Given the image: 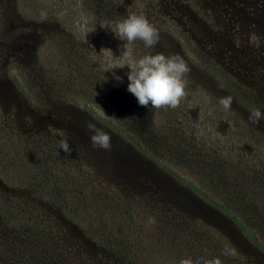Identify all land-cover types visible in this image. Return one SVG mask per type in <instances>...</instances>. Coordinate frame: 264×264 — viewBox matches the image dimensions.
<instances>
[{
    "label": "rangeland",
    "instance_id": "rangeland-1",
    "mask_svg": "<svg viewBox=\"0 0 264 264\" xmlns=\"http://www.w3.org/2000/svg\"><path fill=\"white\" fill-rule=\"evenodd\" d=\"M111 6L121 12L114 13ZM200 9V15L210 14L207 3H200ZM130 13L143 14L158 29L154 47L145 48L140 40L124 45L110 30ZM180 15L163 0H114L102 10L83 0H0V180L14 188L17 144L47 147V155L51 152L55 158L49 172L59 180L63 207L74 211L67 214L75 224H97L114 239L129 238L143 248L142 253L147 249L157 264H179L189 257L194 264L213 258L220 264H264V253L239 232L232 218L225 219L226 212L246 217L250 234L262 222L258 212L264 210V59L225 66L234 70L233 80L244 85L241 96L248 94L255 109L262 111L253 123L252 110H242L244 103L235 98L237 108L232 97L231 109L224 110L218 103L222 96L213 95L208 80L194 75L190 54L195 47L187 39L189 24ZM186 19H193L191 10ZM243 29L264 38V25L257 19H245ZM20 31L18 41L8 44L9 37ZM34 42L36 50L31 48ZM123 45L136 57L159 52L185 60L187 95L177 107L138 105L126 91L128 67L106 66L111 53L119 64ZM23 52L34 73L50 84L49 94L60 100L48 106L52 117L34 121L32 127L23 115L14 118L20 106L19 87L32 84L19 69L24 64L17 59ZM13 75L18 84L10 81ZM88 115L109 133V149L92 146ZM56 130L65 134L70 152L59 149ZM176 184L187 188V196L178 195ZM36 206L18 204L11 194L0 193V209H7L0 210V264H43L37 258L51 250L50 230L61 237L58 245L77 238L67 234L66 220L35 212ZM20 208H27L23 213L28 220L19 226L7 217L17 219ZM243 209L250 213L243 215Z\"/></svg>",
    "mask_w": 264,
    "mask_h": 264
},
{
    "label": "trees",
    "instance_id": "trees-1",
    "mask_svg": "<svg viewBox=\"0 0 264 264\" xmlns=\"http://www.w3.org/2000/svg\"><path fill=\"white\" fill-rule=\"evenodd\" d=\"M83 1H87L88 4H92L93 2L98 7V10H102L111 5L114 0ZM163 1L170 9L180 11V16L185 18L189 24V27L187 24L185 25L187 28V39L195 47L194 51L197 55H195L196 57L193 55L194 51L190 54V62L193 64L190 65L196 72L194 75L198 79H202L203 82L208 80L209 83L206 82L208 84L206 86L210 88L213 95V92H216L220 96L230 95L235 100L233 106L240 108L235 99L237 98L241 104L244 103L242 110L255 109L257 106L255 100L247 98L248 94L241 96V92H243L241 88L244 85L240 83L239 79L233 80L235 76L234 70L232 71L227 68L230 66L229 64H234L237 61L244 62L254 57H256L255 60L264 59V38L257 35V33H249L243 29V21L245 19H257L264 25V0H194L193 6L195 12L192 10L190 0ZM200 3H207L209 5V15L199 14L198 11L201 10ZM112 10L114 13L121 12V9L115 6ZM190 10L192 11L193 19L188 20L186 19L187 11ZM131 12L134 11L131 10ZM27 32V34L30 33V31ZM22 33L21 31L19 34L13 33L7 41L8 44L16 43L18 41L16 39ZM36 47L37 43L34 42L31 48L32 50H36ZM12 52H15V50L13 49ZM22 55L23 57L20 56L17 60L20 59L19 62L24 65L18 68L25 71V75L28 77L27 81L32 82V84L29 87L26 83L27 89L19 87V95L21 96L20 106L16 109L14 118H19L23 115L27 123L32 127L35 124L34 121H44L48 119L47 117H52L53 113L48 110V106L52 107L53 105H57L60 100L56 99L57 97L53 98V93L49 94L47 86L51 88L50 84L43 77H39L34 73L35 67L30 59L27 58V54L23 52ZM11 57L12 55L9 54L8 59ZM8 59H2V61L6 62ZM226 65H228L227 68H225ZM5 76L4 78L7 79V76ZM217 76L218 80H216ZM10 81L18 84V79L14 75L10 77ZM32 87L36 88V90L32 89ZM246 88L244 92L249 90L248 87ZM252 94L255 95L254 91L251 92ZM75 107L79 108L78 106ZM53 119L56 121V115ZM88 119L89 121L87 123L97 125L90 116ZM74 123L76 124V122ZM108 125L112 127L110 123ZM258 126L260 127L261 125L258 124ZM262 127H264V124ZM13 152L16 170L14 188L11 187L12 185L7 186L4 181L0 180V187H5V190H0V193L5 197L11 194L17 199L18 204L37 205L34 209L35 212H42L52 219L66 220L68 228L67 234L73 237L77 236V238H71L74 241L68 243L69 245H58L61 237H56L57 234H55L54 230L48 231V241L51 242V245L47 249L51 248V250L37 258L39 263L157 264L156 260L154 262L150 260L151 258L148 256L150 253L147 252V249L146 252L144 251L145 253H142L143 248L132 245L135 242L129 238L114 239V234L97 224L90 223L83 227L81 226L83 221L82 224L78 225L74 223V218H71L67 214L70 212L74 213V211L63 207V199H65V196L62 194L60 188H58L59 180L55 178L53 173L49 172L52 168L50 164L55 162V158L54 156L51 157V152L47 155V147L43 149L39 145L34 146L27 143H19L14 147ZM175 186L180 189L179 196L182 193L186 195V187L183 188L179 184ZM244 203L245 206H249L246 203V199ZM25 209L27 208L19 209L17 212L19 217L17 216V219L13 215H9L7 218L17 220L19 226L24 225V222L28 220V217L23 213ZM242 213L246 215L250 211L249 209H243ZM258 214L259 220H262V222L257 225V231L253 234L248 233L245 227V222L248 220L246 217L239 219L226 212L227 217L225 219L232 218L239 232L251 241L252 246L256 250L264 253V210L258 212ZM71 230L75 232L73 231V234H71ZM35 232L38 233V231ZM105 232H110V235H105ZM45 236H47V232Z\"/></svg>",
    "mask_w": 264,
    "mask_h": 264
},
{
    "label": "clouds",
    "instance_id": "clouds-1",
    "mask_svg": "<svg viewBox=\"0 0 264 264\" xmlns=\"http://www.w3.org/2000/svg\"><path fill=\"white\" fill-rule=\"evenodd\" d=\"M110 30L117 38L125 41L124 45H131L134 41L140 40L145 48H152L159 39L158 29L143 14L130 13L125 18L115 21L114 27ZM124 45V51L119 56L118 65L114 63L111 51L107 49L111 55L106 58V66L110 67V70L114 67H128L129 71L125 73L128 81L126 91L131 93L138 105L141 106L150 104L153 109L177 107L187 95L184 76L189 68L185 60L178 54L165 56L159 52L136 57L132 55L131 48L124 47ZM114 78L121 81L119 76ZM218 103L224 110H230L232 97L230 95L222 96L218 99ZM261 116L262 111L257 108L252 110L249 119L256 123ZM87 129L90 132L89 140L93 147L105 150L110 148L108 132L93 123H88ZM56 131L61 137L59 149H63L66 153L70 152L69 144L64 138L65 134L61 130ZM179 264H194V262L189 257L181 259ZM203 264H220V261L213 258L212 260H204Z\"/></svg>",
    "mask_w": 264,
    "mask_h": 264
}]
</instances>
